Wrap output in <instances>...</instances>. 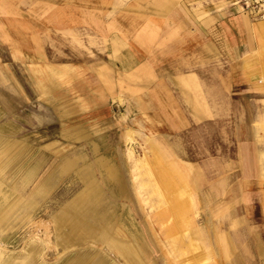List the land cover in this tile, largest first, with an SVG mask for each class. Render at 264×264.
<instances>
[{
  "label": "rangeland",
  "instance_id": "374dc122",
  "mask_svg": "<svg viewBox=\"0 0 264 264\" xmlns=\"http://www.w3.org/2000/svg\"><path fill=\"white\" fill-rule=\"evenodd\" d=\"M259 21L0 0V264H264Z\"/></svg>",
  "mask_w": 264,
  "mask_h": 264
},
{
  "label": "built area",
  "instance_id": "2783aa9c",
  "mask_svg": "<svg viewBox=\"0 0 264 264\" xmlns=\"http://www.w3.org/2000/svg\"><path fill=\"white\" fill-rule=\"evenodd\" d=\"M230 6L254 19L264 18V0H228Z\"/></svg>",
  "mask_w": 264,
  "mask_h": 264
},
{
  "label": "crops",
  "instance_id": "0c3cea01",
  "mask_svg": "<svg viewBox=\"0 0 264 264\" xmlns=\"http://www.w3.org/2000/svg\"><path fill=\"white\" fill-rule=\"evenodd\" d=\"M241 18V20H244L245 22H248V19H247V17H245L244 16V18L241 16V15H237V16H234V18L233 19H240ZM235 21V22H234ZM233 22L234 23H238L237 22V20H233ZM259 25H262V26H264V20L263 21H259V22H257ZM225 29H227L228 31H226V33H228L229 35H231L230 36V39H233L234 41H236V36H235V31H233V29L232 28H230V27H225ZM141 164H142V167L144 168V167H146L147 168V170H148V173L149 174H151L152 173V169H151V167L149 166V164L147 163V161H145V159L144 158H142L141 159ZM159 188V187H158ZM159 190H160V188H159ZM161 193V192H160ZM179 194H180V196L178 195V194H176L177 196H178V199L177 200H181V202L183 201V197L181 196L183 193H182V191H180L179 192ZM178 203V202H177ZM171 208V207H170ZM176 208H182L181 207V204L179 205L178 204V206L176 205ZM124 250H128L127 248H124Z\"/></svg>",
  "mask_w": 264,
  "mask_h": 264
},
{
  "label": "bare ground",
  "instance_id": "6f19581e",
  "mask_svg": "<svg viewBox=\"0 0 264 264\" xmlns=\"http://www.w3.org/2000/svg\"><path fill=\"white\" fill-rule=\"evenodd\" d=\"M263 20H264V18H263ZM131 132H132V131H131ZM129 133H130V132H127V133H126V136H127V138H129V140H131V138H130V136H129ZM151 163H152V162H151ZM154 166H155V165H154ZM164 183H165V182H164ZM164 183H163V184H164ZM165 190H166V189H165ZM176 194H178V195L180 196L179 192H177V193L175 192V193L172 195V197H173V198L175 199V201L178 202V204L180 205V204H182L183 202H181V200H177V199H178V196H177Z\"/></svg>",
  "mask_w": 264,
  "mask_h": 264
}]
</instances>
